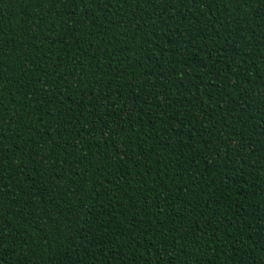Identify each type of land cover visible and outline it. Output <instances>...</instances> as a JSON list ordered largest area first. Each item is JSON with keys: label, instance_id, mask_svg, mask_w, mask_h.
<instances>
[{"label": "trees", "instance_id": "obj_1", "mask_svg": "<svg viewBox=\"0 0 264 264\" xmlns=\"http://www.w3.org/2000/svg\"><path fill=\"white\" fill-rule=\"evenodd\" d=\"M0 264H264V0H0Z\"/></svg>", "mask_w": 264, "mask_h": 264}]
</instances>
